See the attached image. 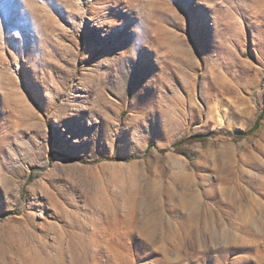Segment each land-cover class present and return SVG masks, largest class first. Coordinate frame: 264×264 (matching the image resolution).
Returning <instances> with one entry per match:
<instances>
[{"label": "rangeland", "instance_id": "rangeland-1", "mask_svg": "<svg viewBox=\"0 0 264 264\" xmlns=\"http://www.w3.org/2000/svg\"><path fill=\"white\" fill-rule=\"evenodd\" d=\"M0 264H264V0H0Z\"/></svg>", "mask_w": 264, "mask_h": 264}, {"label": "trees", "instance_id": "trees-1", "mask_svg": "<svg viewBox=\"0 0 264 264\" xmlns=\"http://www.w3.org/2000/svg\"><path fill=\"white\" fill-rule=\"evenodd\" d=\"M259 119H260V115L254 120L253 124L248 129H246L240 135L235 136L234 138H241L243 136H246V135L253 133L258 128ZM223 134L226 135V133H223ZM217 135L218 134H211L210 136H206V135L194 136V137L189 138L188 141L205 140L208 137H215ZM180 143H182V142H180Z\"/></svg>", "mask_w": 264, "mask_h": 264}]
</instances>
